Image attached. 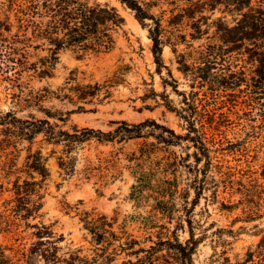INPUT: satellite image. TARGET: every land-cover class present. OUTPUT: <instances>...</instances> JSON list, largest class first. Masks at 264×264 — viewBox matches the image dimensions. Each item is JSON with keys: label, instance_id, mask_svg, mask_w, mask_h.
Wrapping results in <instances>:
<instances>
[{"label": "rangeland", "instance_id": "1", "mask_svg": "<svg viewBox=\"0 0 264 264\" xmlns=\"http://www.w3.org/2000/svg\"><path fill=\"white\" fill-rule=\"evenodd\" d=\"M89 1L107 2L124 16V30L117 34L115 48L99 54L63 51L51 76L44 78H39L33 70L24 72L18 79L0 70V111L14 110L22 118H49L64 129L78 126L109 131L117 126V121L139 123L149 119L151 122L144 128L148 134L146 138L123 142L86 143L72 153L79 162L75 174L69 176L58 164L63 146L49 145L41 141L43 136H39L33 149L43 146L44 155L48 156L55 148L56 153L48 161L52 174L42 189L44 207L38 216L27 220L11 209L15 204L11 200L15 197L14 181L28 176L26 161L30 143L21 140L16 148L0 152V244L6 258L9 262H22V252L38 240L34 234L37 228L28 223L50 226L58 240L60 256H69L71 252L94 255L98 245L82 220L88 211L92 217L105 214L114 222L118 240L107 248L109 252L114 249L111 264H121L128 259L136 261L137 255L129 249L116 251L118 246L135 238L140 242L135 249L149 247L152 245L149 238L158 242L160 238H172L174 232L182 242L190 237L184 210L188 200V207L193 211L192 230L196 237H202L193 255L195 264H258L257 256L253 257L254 261H246L248 253L257 249L264 235V123L257 112L241 103L231 106L223 102L225 96L208 98L203 94L205 89L200 92L197 104L203 108L204 103L208 111L204 126L198 123L197 127L206 132L212 165L207 176L195 171L196 147L193 142L175 138L176 142L168 145L160 139L172 135L159 126H166L176 134L187 132L186 121L166 105L170 102L174 108L181 109L183 96L178 92L192 91L191 79L178 69L177 54L172 46L164 47V60L174 78L179 80L178 91L172 85L164 86L161 75L156 72L148 31L132 11L118 0ZM163 8L170 9L171 6L164 4ZM154 12L159 14L160 9L156 8ZM0 14L3 15L1 4ZM170 14L168 11L165 19ZM221 15L222 12L216 10L214 17ZM226 19L231 23L233 16L227 15ZM190 32L189 26L182 27V34H186L188 40ZM209 35L210 38L194 42V48L179 44V52H185L187 61L195 63L197 54L189 55L191 51L200 45L218 42L214 28ZM30 53L31 62L47 54L32 49ZM238 63L250 73L251 64ZM162 75L169 78L166 69ZM97 82L102 89L92 99L79 100L69 89L77 83ZM153 90L159 95L156 96ZM48 113L54 117H49ZM212 121L216 123L213 125ZM10 152L13 153L7 156ZM99 158L107 160L103 163L110 168L105 170L107 176H99L101 173L97 172L98 175L87 178L84 169L88 160L99 164ZM10 159L14 166L6 170L4 165ZM142 174L148 175L153 185L160 179L177 184L173 199L165 197L176 206L173 220L155 209L154 196L158 194L151 189L144 191L141 200L133 198V186L138 184ZM197 178L204 180V189L200 190L198 198L194 187ZM183 215L184 226L181 227L179 221ZM158 256L155 264H179L173 252L164 249ZM36 262L45 264L43 260ZM5 263L0 257V264Z\"/></svg>", "mask_w": 264, "mask_h": 264}, {"label": "trees", "instance_id": "2", "mask_svg": "<svg viewBox=\"0 0 264 264\" xmlns=\"http://www.w3.org/2000/svg\"><path fill=\"white\" fill-rule=\"evenodd\" d=\"M129 8L135 18L152 41L151 51L158 72L165 87L172 85L178 91L179 80L174 78L172 69L166 64L163 50L166 45L172 46L177 54L178 69L188 79H191V92H178L183 96L181 109L174 108L170 102L167 107L175 111L181 119L187 123L185 135L176 132L166 126H159L168 131L172 137L161 136L160 139L168 145H173L179 138L193 142L196 147L194 152L197 167L195 171H201L208 175L212 165L211 149L207 145L206 132L197 127L198 123L204 126L207 108L197 104L199 94L203 92L205 97L225 96L223 102L231 106L243 104L251 111H256L258 117L264 123V0H118ZM0 14V70L14 75L18 79L24 72L34 71L39 78L49 77L55 68L60 54L63 51H73L81 54L107 53L115 48L117 34L124 30L125 18L117 7L102 2L89 0H2ZM164 4L171 6L163 8ZM160 9V13L154 9ZM216 10L223 15L214 17ZM171 14L165 19L167 12ZM233 16V21H227L226 16ZM191 28L190 40L186 34H182V27ZM211 28L215 29L218 42L200 45L195 52L197 61L189 63L185 52H179L178 45L186 44L187 48H194V42L210 38ZM45 51L46 55L39 56L38 61L31 62L30 51ZM234 54H236L234 56ZM239 61L251 64L250 73ZM167 70L169 78L164 77L163 70ZM13 80L10 76L7 77ZM74 79V78H73ZM72 79V80H73ZM199 88V90H195ZM79 100L94 98L102 89L100 83H77L69 88ZM154 91V90H153ZM154 94H159L154 91ZM37 98V97H35ZM202 100V99H201ZM29 101V100H26ZM49 117H54L48 113ZM62 121L64 119L60 118ZM149 119L131 123L126 120L117 121L113 130L105 131L91 127L74 126L64 129L57 122H51L49 118L19 117L14 110L0 111V152L16 148L19 141L26 140L30 143L26 161L28 176L22 179L18 177L14 181L15 202L12 210L22 219L27 220L36 217L44 207L43 186L51 176L48 161L56 153L53 148L50 155L46 156L43 146L33 149L39 136L42 142L54 147L63 146V153L58 157V164L68 176L75 174L78 166V157L72 153L91 141L102 143L123 142L135 138H146L144 128L150 123ZM154 123V122H153ZM213 125L215 121L211 122ZM13 152L6 153L7 156ZM107 160L99 158V164L88 160L85 166L87 178L98 175L106 177V171L110 168L103 165ZM204 162L202 167L200 164ZM14 161L10 159L5 163V169H11ZM190 169L191 166H189ZM114 177V176H113ZM204 180L197 178L196 197H200V190L204 189ZM177 184L169 179H160L155 185L146 174L138 178V184L133 186V198L141 200L146 189L155 193V209L166 215L170 220L174 219L175 204L165 197L173 199ZM2 187V186H0ZM198 189V190H197ZM187 205L184 207L186 220L190 227V237L180 241L176 232L172 238H160L149 247H139V240L131 238L124 244H120L117 250L129 249L137 255V260H124L121 264H155L159 260V253L164 249L173 252L179 264H195L193 255L197 251L202 237H196L193 232L192 210ZM196 204V203H195ZM226 206V204H223ZM195 207V206H194ZM193 207V208H194ZM226 207H230L229 205ZM82 219L86 222V228L93 235L96 247L94 255H81L80 252H71L69 256H60L59 247L56 245L54 232L47 224L28 223L36 227L34 234L37 241L22 252V262H9L1 244L0 257L5 264H37V260H43L45 264H111L114 261V249L107 251L118 240L114 231V222L105 214L97 218L92 217L88 211ZM91 216V217H90ZM184 215L180 218L179 226H184ZM143 253V256H139ZM117 254V253H115ZM259 257L258 264H264V235L255 251L248 253L247 262L254 261L253 257Z\"/></svg>", "mask_w": 264, "mask_h": 264}]
</instances>
